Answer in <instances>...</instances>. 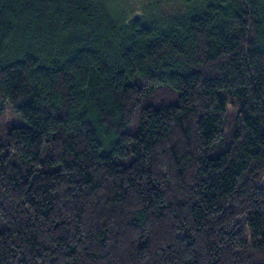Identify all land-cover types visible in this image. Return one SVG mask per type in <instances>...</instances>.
<instances>
[{
  "label": "trees",
  "instance_id": "16d2710c",
  "mask_svg": "<svg viewBox=\"0 0 264 264\" xmlns=\"http://www.w3.org/2000/svg\"><path fill=\"white\" fill-rule=\"evenodd\" d=\"M0 264H264V0H0Z\"/></svg>",
  "mask_w": 264,
  "mask_h": 264
},
{
  "label": "rangeland",
  "instance_id": "374dc122",
  "mask_svg": "<svg viewBox=\"0 0 264 264\" xmlns=\"http://www.w3.org/2000/svg\"><path fill=\"white\" fill-rule=\"evenodd\" d=\"M113 5L121 13L137 15L151 10L157 16L175 12L183 6V0H113ZM11 118L15 123H23L18 115H12Z\"/></svg>",
  "mask_w": 264,
  "mask_h": 264
}]
</instances>
